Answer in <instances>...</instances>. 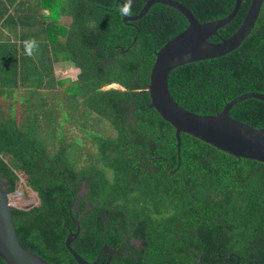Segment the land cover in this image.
<instances>
[{
  "label": "trees",
  "instance_id": "16d2710c",
  "mask_svg": "<svg viewBox=\"0 0 264 264\" xmlns=\"http://www.w3.org/2000/svg\"><path fill=\"white\" fill-rule=\"evenodd\" d=\"M147 1L132 0L128 16ZM177 1L203 23L236 6ZM251 1L210 41L232 36ZM125 2L0 0V176L10 195L22 186L38 198L14 207L22 244L52 264H78L66 239L80 229L72 247L97 264L110 258L105 246L118 251L110 264H264V162L187 133L179 151L148 85L157 51L189 21L161 2L125 20ZM63 63L79 70L75 79L58 77ZM169 88L201 115L264 94V3L238 48L177 67ZM230 115L264 128V100L246 98Z\"/></svg>",
  "mask_w": 264,
  "mask_h": 264
},
{
  "label": "water",
  "instance_id": "95a60500",
  "mask_svg": "<svg viewBox=\"0 0 264 264\" xmlns=\"http://www.w3.org/2000/svg\"><path fill=\"white\" fill-rule=\"evenodd\" d=\"M158 2L178 9L187 17L189 25L184 31L167 41L156 53L148 85L151 97L149 107L155 108L165 120L175 127L179 151L181 133H187L237 158L264 162V128H256L230 115V109L236 103L250 97L264 100V94L246 93L227 103L217 114L201 115L181 106L173 98L169 88V76L177 67L220 57L238 48L255 28L264 0H252L239 29L232 36L220 42H212L210 38L217 35L219 29L236 16L242 0H236V6L229 16L204 23L198 20L186 5L177 0H148L138 15H124V19L140 18L153 4ZM8 188L7 179L0 176V257L7 264H52L22 244L15 226L14 206L10 202ZM76 223L80 225L79 221ZM79 232L80 229L76 232H69L66 239L67 248L78 264H97V262L85 259L72 247V242ZM103 252L110 255L106 264H110L112 256L118 254L116 249L109 246H105Z\"/></svg>",
  "mask_w": 264,
  "mask_h": 264
},
{
  "label": "rangeland",
  "instance_id": "374dc122",
  "mask_svg": "<svg viewBox=\"0 0 264 264\" xmlns=\"http://www.w3.org/2000/svg\"><path fill=\"white\" fill-rule=\"evenodd\" d=\"M57 74L59 78H72L75 79L79 70L70 63H63L57 66ZM109 87H119L117 84H112ZM24 188L22 186L19 187L16 193L10 195V202L13 206H27L30 204L38 203V198L36 194H32L30 198H27L24 193Z\"/></svg>",
  "mask_w": 264,
  "mask_h": 264
},
{
  "label": "clouds",
  "instance_id": "9594fccd",
  "mask_svg": "<svg viewBox=\"0 0 264 264\" xmlns=\"http://www.w3.org/2000/svg\"><path fill=\"white\" fill-rule=\"evenodd\" d=\"M132 0H126V2L124 3V5L119 9V11L123 14V15H131L132 14ZM36 47L35 42H31L30 44L27 45V54L31 55L32 54V50Z\"/></svg>",
  "mask_w": 264,
  "mask_h": 264
}]
</instances>
